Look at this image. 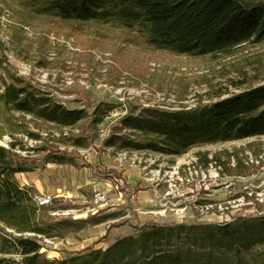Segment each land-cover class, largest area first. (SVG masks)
Here are the masks:
<instances>
[{
	"label": "rangeland",
	"instance_id": "374dc122",
	"mask_svg": "<svg viewBox=\"0 0 264 264\" xmlns=\"http://www.w3.org/2000/svg\"><path fill=\"white\" fill-rule=\"evenodd\" d=\"M124 17L67 21L39 13L35 0H0V95L19 77L37 92L98 118L89 129L92 144L75 148L61 134L79 132L18 112L0 98V144L18 143L28 170L15 175L34 200L46 198L47 203L38 202L45 205L42 222L60 216L78 222L56 226L51 236L42 237L40 253L46 259L65 261L105 250L153 225L171 241L157 239V246L176 250L178 245L185 255L193 229L264 216V134L206 143L176 155L164 142L161 149L130 150L105 143L112 133L149 140L123 121L146 107H203L263 84L264 40L243 43L229 54L181 55L155 49L139 26L123 24ZM64 150L74 164L48 161ZM10 240L0 232V264H24ZM152 248L146 246L145 255ZM141 256L137 250L129 258Z\"/></svg>",
	"mask_w": 264,
	"mask_h": 264
},
{
	"label": "trees",
	"instance_id": "16d2710c",
	"mask_svg": "<svg viewBox=\"0 0 264 264\" xmlns=\"http://www.w3.org/2000/svg\"><path fill=\"white\" fill-rule=\"evenodd\" d=\"M35 1L39 13L67 21L87 22L123 15V24L139 26L147 43L155 49L181 55L229 54L243 43L264 40V0ZM22 82L18 77L6 84L0 95L4 104L61 130L80 126L79 133L62 132L61 138L75 148L92 144L94 137L89 129L97 122L96 116H89L84 109L68 108ZM123 121L151 138L142 142L128 134L112 133L105 143L130 150L161 149L159 143L164 142L165 149L176 155L206 143L260 136L264 134V83L203 107L175 111L146 107L138 115L125 116ZM28 134L40 139L35 132ZM17 147L15 141L8 146L0 144V232L11 236L10 241L18 247L24 264H264V216L242 224L193 229L188 234L192 243L185 255L178 245L176 250L157 246V239L167 244L171 241L170 236L153 225L143 235L122 238L105 250L65 261L43 258L42 237L51 236L56 226L75 227L78 222L71 216L42 222L40 213L45 205H39L32 191L20 185L15 175L28 170ZM68 154L64 150L50 155L48 161L74 164ZM175 232L174 235L180 236L181 226ZM146 246L153 248L145 255ZM257 246L263 248L255 252ZM137 250L143 257L129 258Z\"/></svg>",
	"mask_w": 264,
	"mask_h": 264
},
{
	"label": "built area",
	"instance_id": "2783aa9c",
	"mask_svg": "<svg viewBox=\"0 0 264 264\" xmlns=\"http://www.w3.org/2000/svg\"><path fill=\"white\" fill-rule=\"evenodd\" d=\"M73 132H79L80 130L78 129V128H72L71 129ZM66 135H69V132H64ZM36 200H37V202H40L41 204H45V203H47V200H46V198H43V197H40V196H36ZM29 235H33V234H31V233H29ZM44 238V237H43ZM45 242L47 243V244H51V243H53L54 241H53V239H48V238H45Z\"/></svg>",
	"mask_w": 264,
	"mask_h": 264
},
{
	"label": "crops",
	"instance_id": "0c3cea01",
	"mask_svg": "<svg viewBox=\"0 0 264 264\" xmlns=\"http://www.w3.org/2000/svg\"><path fill=\"white\" fill-rule=\"evenodd\" d=\"M26 183V181H24Z\"/></svg>",
	"mask_w": 264,
	"mask_h": 264
}]
</instances>
